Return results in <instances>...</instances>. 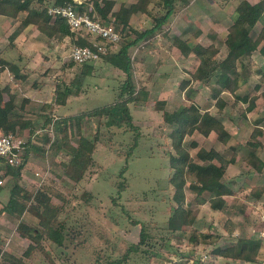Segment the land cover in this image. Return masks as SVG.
<instances>
[{"label": "rangeland", "instance_id": "374dc122", "mask_svg": "<svg viewBox=\"0 0 264 264\" xmlns=\"http://www.w3.org/2000/svg\"><path fill=\"white\" fill-rule=\"evenodd\" d=\"M158 1L151 3L154 7L153 15L139 13L133 18L132 26L138 32L152 27L156 23L155 16L166 12V7ZM239 1L189 0L187 4L178 1L167 21L153 37H141V40L129 47L134 85L137 90L146 88L147 98L129 102L133 126H108L104 116L85 117L83 132L92 138L96 137L97 144L92 163L80 181L72 179L66 173L63 162L68 158L63 151L57 153L52 144L45 149L34 146L29 148L27 156L24 155L25 165L22 169V173H26V180L21 175V186L32 193L37 189L46 190L51 201L61 207L51 224L58 228L62 225L64 240L59 245L47 237L45 225L32 209L36 204L35 199L21 198V204L25 206L22 214L11 211L6 207L7 203L3 205L0 202V247L3 251L0 264H107L111 259L121 258L131 244L139 241L142 224L146 225L150 234L149 241L140 245L138 250H133L120 264H264V243L260 262L234 260L213 254V249L217 246L237 243L243 236L264 241V226L261 225L262 221L258 222L261 220L264 204L250 210L247 203H244L243 197L247 192L243 188L248 182L241 180V176L245 175L243 171L246 170L243 166L228 171V177L231 178L228 180H232L234 187L241 191L239 197L243 205L239 203L241 207L238 212L230 214L228 207L212 208L209 202L210 192L205 191L202 196H198L189 187L191 182L197 181L195 174L189 173L184 205L188 208L192 221L185 230H172L169 227V219L176 204L174 189L169 181L173 173L169 156L175 150L169 136L172 126L163 121L162 108L173 111L194 101L203 110L210 109L213 113H219L208 85L199 87L198 83H192L187 91L180 88L187 70H194L199 59L194 53L183 56L173 44L172 36L178 34L191 43L201 42L204 45L214 42L220 46L219 55L222 57L227 52L224 39ZM117 26L121 28V25ZM263 26L264 17L252 29V34L262 33ZM185 29L188 31L185 32ZM126 30L129 31L128 34L112 43L111 49L119 50L128 40L138 37L137 31ZM93 35L94 39L96 35ZM73 46V43L67 42L58 47L56 57L51 60L52 65L45 62L47 69H50L51 92L54 94L57 88L72 84L80 71V63L73 64L69 56ZM251 58L252 72L247 82L236 92L241 96L249 94L250 97L257 94L259 113L252 116H260L264 114V83L259 89H255V84L260 82L264 73V56L259 51H254ZM92 63L95 67L84 79L81 93L72 95L75 97L69 101V105L61 106L58 113L53 114L56 111L54 108L48 110V115L60 120V116H63L61 113L90 110L118 99L121 86L127 79L126 72L106 62L104 58ZM34 66L38 69L39 65ZM245 68L242 67L243 73ZM222 95L234 100L228 90H224ZM159 100H164L165 103L160 104ZM235 104L238 105L235 108L230 105L231 108L242 112L249 101ZM227 124L231 125L229 122ZM35 126L42 128L39 133L42 136H54V132L49 130V123L43 121ZM16 130L26 139L30 133V129ZM66 135L69 140L78 141L75 128L73 130L67 127ZM237 135L243 139L242 135ZM213 139L216 141L215 132L207 134L193 128L186 135L185 144L196 157L200 146H213ZM193 140L198 142L197 146L192 145ZM135 141L137 143L134 146ZM258 177L256 174L254 180ZM262 177L264 180L263 175ZM15 179L17 178L7 177L6 186L0 190V201L8 194V187L11 190ZM236 198L231 196L229 200L235 204L239 201ZM247 211L251 212L252 218L248 219ZM251 223H254L255 228L247 231ZM27 227L39 228L43 231L42 238L37 241L27 236ZM192 228L198 229L201 234L208 233L209 236L204 238L205 235H199L198 241H194L191 239ZM31 244L33 247L29 249Z\"/></svg>", "mask_w": 264, "mask_h": 264}, {"label": "trees", "instance_id": "16d2710c", "mask_svg": "<svg viewBox=\"0 0 264 264\" xmlns=\"http://www.w3.org/2000/svg\"><path fill=\"white\" fill-rule=\"evenodd\" d=\"M159 1L166 7V12L161 16H155L156 23L152 27L138 32L136 28L132 26L134 16L139 13L153 15L154 7L153 5L151 6V3L156 2V0H137L132 6L122 4L117 10L114 9L116 0H86L80 3L76 0H0V13H6L14 17H17L20 13L22 14L19 25L11 34V39H14L23 27L29 23H33L37 25L41 31L45 32L49 38L56 42L61 43L65 37H68L71 44L79 43L92 45L93 37L91 33L73 30L65 17H52L49 14L48 7L50 5L69 2L73 3L81 12H86L91 15L96 13L101 20L112 21L116 26L121 25V28L118 26L117 28L120 30L122 37L129 32L126 29L132 30V32L137 31L138 33V39L133 37V39L128 40L117 51L111 49V44L109 43L110 47L108 51L101 54V58H104L106 62L116 68L124 70L127 74V79L121 86L118 99L90 110L60 116V120L56 119L53 121L54 118H52L51 115L46 116L45 123H49V130L54 132V136H49L48 134L42 136V134H39L40 132L34 135L36 130L39 129L36 128L35 122H24L19 118H13L10 115L13 104L10 102H5L3 105L0 104V129L18 132L16 126H30V133L25 149L26 156L31 146L45 149L52 144V147L55 148L57 153L58 151H63L64 156L68 158L63 162L66 173H68L72 179L80 181L92 163L97 144L96 137L92 138L83 132L85 117L104 116L106 118L105 123L108 126H123L124 124L133 126V114L129 108V102L141 98L146 99L148 91L145 90L146 88L137 90L134 85L131 71L133 61L129 54V47L137 43L141 37H153L156 31L167 21L172 11L178 5V1L185 2L186 4L189 2V0ZM158 4L160 5V3ZM263 17L264 0H258L256 2L240 0L235 7L233 22L229 26L228 33L224 39L227 52L222 57L219 55L221 52L220 46L214 42L210 45H204L201 42L191 43L188 39H184L178 34L172 36L173 44L180 49L183 56H189L191 53H194L199 59L194 70H187V75L180 82V88L187 91L188 86L192 83H198L199 87L208 85L212 92L211 96L215 99L219 112L226 111L227 100L223 97L222 92L228 90L232 95H235L236 98L249 101L246 109L252 110L256 105L257 94L251 97L249 94L241 96L236 91L243 83L247 82L252 72L250 62L253 61L251 58L253 52L259 51L264 56V26L261 30L262 33L258 35L252 34V29L256 27L257 23ZM124 30H126L125 33L123 32ZM184 31L186 32L188 29ZM96 39L100 40L102 38L98 36ZM72 63L74 64L75 62L72 61ZM12 65L13 64H11V66ZM80 65V71L76 74L72 84L64 88H57L55 103H65L70 95H79L81 93L84 79L93 72L95 66L92 62L80 63ZM244 66L246 67L245 73H243L242 70ZM263 83L264 73L260 77V82H256L255 89H259ZM159 101L160 104L165 103L164 100ZM162 109L163 121L172 126L169 136L172 139L171 144L175 150L171 152L169 156L170 166L173 169L169 181L173 186V198L176 202L169 219V227L172 230H185L189 228L188 224L192 221L189 216V210L184 205L186 197L185 187L188 183L187 174L194 173L197 177V181L191 182L189 187L195 191L198 196H202L205 191H208L211 193L209 197L211 207L214 209H224L228 207L225 195L233 193V189L225 182L224 175L229 163L234 161L236 152L234 151V155L231 156L230 159H227L213 146L210 148L200 146L197 150L196 157L193 156L185 144V137L193 128L207 134L211 131H215L219 139L227 146L229 145L231 133L226 129L223 117L217 116L210 109H201L200 105L194 101L173 111H169L164 107ZM233 111L234 109L230 110V113L233 114ZM245 114L246 112L244 115ZM237 117L242 118L241 116ZM51 122H54V124ZM67 127L73 130L75 128L79 136L77 142L68 139L66 135ZM260 132H262V130L255 127L252 135L256 136ZM41 136L44 141L41 139ZM40 139L42 142H40ZM136 143L135 141L134 146ZM192 145L197 146L198 142L193 140ZM253 157H255V155L252 156V158ZM252 163L258 170L261 169L257 167L254 161ZM24 165L25 163L13 166L0 161V176L4 177L5 174H12L19 179L22 175ZM124 170L125 167L122 169V172H124ZM122 188L123 184L121 183L120 189ZM258 189V187L252 188L255 194H257ZM48 193L49 192L43 189H37L35 193L28 192L24 190L23 186L18 182H15L11 188L6 207L11 211L22 214L25 206L21 204V198L35 199L36 204L32 209L45 225V234L54 242L62 245L64 240L62 225L58 228L51 224V220L61 211V207L55 205L51 201ZM89 194L91 193L89 192ZM26 230L28 231H26L25 234L33 240L39 241V238H42L43 231L39 228L27 227ZM199 235H205L204 238L209 236L208 233L201 234L198 229L192 228L191 239L198 241ZM149 239L150 234L146 229V225L142 224L139 241L131 244L121 258L111 259L107 264H120L128 258L133 250H138L140 245L146 244ZM263 243L264 241L261 239L243 236L237 243L217 246L213 249V254L223 255L234 260L260 262ZM32 247L33 245L31 244L29 249ZM2 253L3 251L0 247V256ZM151 253L156 254L157 252ZM176 264H184V262H177Z\"/></svg>", "mask_w": 264, "mask_h": 264}, {"label": "crops", "instance_id": "0c3cea01", "mask_svg": "<svg viewBox=\"0 0 264 264\" xmlns=\"http://www.w3.org/2000/svg\"><path fill=\"white\" fill-rule=\"evenodd\" d=\"M76 1L80 3L86 0ZM136 1L137 0H127L126 2V0H116L114 9H119L122 4L132 6ZM21 16V13L18 14L17 17L6 13H0V104L3 105L5 102L12 103L13 109L10 115L13 118H19L24 122L33 121L37 124L43 121L45 122L46 116H49L48 110L54 108L56 111L53 110V114H56L59 112L61 106L69 105V101L75 97L70 95L65 103H55L56 93L54 94L51 92L52 84L50 83V69H47L49 64L52 65L51 60L53 57H56L58 47L66 45L67 42H69V38L65 37L61 43L54 42L53 39L49 38V36L41 31L37 25L29 23L21 29L14 39H11V34L19 25ZM92 37H94V35H92ZM47 49L49 50L47 51ZM45 62L48 63V65L45 64ZM11 64L13 65L11 66ZM35 64L39 65L38 69L34 66ZM233 96L234 100H229L227 96L223 95L227 100L226 111L214 113L219 117H223L225 127L231 133L229 145L227 146L221 141L218 134L213 131V133H216V141L213 139V147L216 150L223 154L227 159H230L231 156L234 155V151L236 152L234 161L229 163L224 175V178H226V180L224 179L225 182L233 189L232 194L225 195L228 202V213L230 214L238 212V208L241 207L239 206L240 202L241 205H243V202L239 197L241 191H238V188L234 187L232 180H228V171L230 169H239L242 168V166L246 168V170L243 171L245 175L241 176V180H246L248 182L247 185L244 184V186H246L243 188L247 192L243 197L244 203H247L248 205L247 208L250 210L255 209L256 207L260 208L262 207V204H264V180L262 177V175L264 176V114H261L260 116H252L259 113L258 103H256L252 110L245 109L242 110V112H239L234 109L233 114H231L230 110L235 108V105H238L235 103L239 101L242 103L245 102L242 99L240 100L236 98L235 95ZM230 105H233L234 107L231 108ZM245 112L246 114L244 115ZM61 114L67 115V113ZM237 116H241L242 118H238ZM228 122L231 124L230 126H228ZM16 127L25 131L30 129V126L18 125ZM255 127L261 129L262 132L253 136L252 133ZM17 131L19 132V130ZM237 133L240 134V136L242 135L243 139L240 138ZM19 134L24 137L23 134ZM241 151H243V153ZM254 155L255 157L252 158ZM253 161L257 164V167L261 168L260 170L255 167L252 163ZM36 173H38V171ZM256 174H258L259 177L254 180ZM22 175L23 180L25 181L26 173L23 172ZM6 176L14 177L12 174H5V180H7ZM15 182L23 185L21 179H15ZM5 186L6 184L3 185V187ZM254 187L259 188L257 194L252 190ZM8 188V194L3 201H0L3 205L8 202L10 197L11 190L10 187ZM231 196L233 198L237 197L236 199L239 201L235 204L232 203L231 200H229ZM250 213L251 212L247 211L246 215L248 216V219L253 217L250 216ZM251 220L253 221V219ZM258 222H261V220ZM252 228H255L254 223H251L248 226L247 231H250Z\"/></svg>", "mask_w": 264, "mask_h": 264}, {"label": "built area", "instance_id": "2783aa9c", "mask_svg": "<svg viewBox=\"0 0 264 264\" xmlns=\"http://www.w3.org/2000/svg\"><path fill=\"white\" fill-rule=\"evenodd\" d=\"M52 17H65L71 28L76 31H86L100 36L102 39H93L92 45L74 44L71 47L69 56L71 61L76 63L93 62L101 58V54L109 49V43H116L121 39V32L112 21H104L98 18L96 13L92 15L79 11L73 3L52 4L48 7ZM1 64V59H0ZM57 118L54 117L55 121ZM42 131L37 129L36 133ZM33 135V136H34ZM28 139L15 131H4L0 129V161L5 164L18 166L25 162V149ZM5 184V178L0 176V190ZM260 219L264 226V209L261 211ZM264 234V228L262 230Z\"/></svg>", "mask_w": 264, "mask_h": 264}]
</instances>
